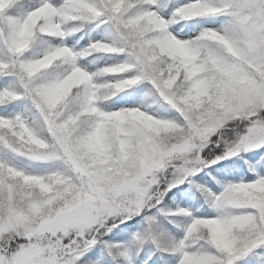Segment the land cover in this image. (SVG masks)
<instances>
[{
  "label": "snow or ice",
  "instance_id": "obj_1",
  "mask_svg": "<svg viewBox=\"0 0 264 264\" xmlns=\"http://www.w3.org/2000/svg\"><path fill=\"white\" fill-rule=\"evenodd\" d=\"M90 24L104 35L93 38ZM87 57L96 59L82 64ZM139 85V103L101 107ZM259 149L264 0H0V264H82L136 216L147 226L137 243L152 240L178 264H238L264 248V175L212 176L219 192L191 178ZM15 158L46 167L29 171ZM185 182L217 215L163 213L190 223L161 247L149 213ZM107 246L110 254L121 247ZM120 257L133 264L129 252Z\"/></svg>",
  "mask_w": 264,
  "mask_h": 264
},
{
  "label": "rangeland",
  "instance_id": "obj_2",
  "mask_svg": "<svg viewBox=\"0 0 264 264\" xmlns=\"http://www.w3.org/2000/svg\"><path fill=\"white\" fill-rule=\"evenodd\" d=\"M223 17L218 18L219 21H223ZM219 26V23L216 25ZM69 30L73 27L72 25H69ZM104 27L101 26L97 28L95 24H90L89 28H94L95 31L91 33L93 38H100L104 35ZM185 32H188V29H185ZM83 33H77L75 37L69 36L68 37V43L72 44L75 42L76 39H79L80 36H82ZM196 35L195 32L189 33L187 36L182 37L187 39L190 36ZM88 37L84 36L82 40H80L81 46H87ZM95 57H87L85 60H82L81 63L84 65H88L90 61L95 60ZM125 57L123 55L115 57V58H109V57H103L101 59L96 60L94 64H91L90 70L95 71L97 68H102L105 66V64H111L116 63L118 61L124 60ZM105 79H114V77H106ZM145 88V85H139L136 88L128 89L124 92L119 93L117 96L113 97L112 99L105 101L101 104V107L106 110H115L119 107H127L132 106L126 101L130 99H135L137 103H139L140 98L142 96V89ZM161 114L166 115H174V113H163L161 110ZM243 127V126H241ZM234 132L231 130V128L226 130V137L231 139L234 138ZM213 139H217L216 137H213ZM223 150V146L221 149H217V154H220V152ZM207 149L205 150V155L207 153ZM261 153H264V149H259ZM251 151L241 152L240 154L229 157L228 159H223L218 161L216 164L211 165L210 167L206 168L203 172H200L195 177H192L191 179L195 181V184H205L209 189H211L212 192H219L221 190V185L219 184L217 188H212L211 183L214 182L212 180V176H216V173L214 169H212V166L219 165V164H225L228 165V167H231V164L237 162H243V159L247 156V154ZM13 163H16L20 166L27 167L29 171H40L45 165L41 164H34L28 161L23 160V158H15L13 159ZM230 164V166H229ZM224 165V166H225ZM245 166L244 164H242ZM246 168V166H245ZM249 169L247 174L239 175V176H229L226 179H223L224 182H239L240 180H251L255 177V172L251 169H255L256 172H259L260 174L264 175V169L260 166L259 163L253 162L251 165L247 167ZM211 173V175H209ZM218 178V176H216ZM223 178V177H222ZM225 178V177H224ZM195 184L192 182H185L184 184L179 185L184 186V188H174L170 193H168L164 198L163 201L156 207L151 209V212L149 215H156L157 219L159 221L158 225L154 229L159 241L161 242V247H166L167 242L171 239H182L185 235V228L188 223H190V220L186 217H166L163 215V213L170 212L176 209L185 208L192 211L193 216L200 217V216H215L217 215V212L215 209H213L208 203H204L201 201L200 204H203L200 208H195L193 204L190 203V201H185V191L189 189L190 192H193L196 194L199 190L195 187ZM202 197L198 196V199ZM175 220L176 223H171L170 221ZM179 225V226H177ZM122 225H120L121 227ZM113 229L112 232L108 233L106 237L102 239V241L98 244H96L94 247L89 249L85 255L82 257V264H117V260L114 259V254L118 253L120 251H127L132 255L133 264H147L149 261V264H164V261L166 260L168 264H178L179 256L174 255L170 252L161 251L157 248V245L153 243L152 240H147L143 245H139L135 239V236L137 233L142 232L147 226L144 222V216H136L133 217L132 220L127 222V227L129 230L126 232V236L122 238V236H118V231L120 229ZM126 227V226H124ZM111 245H120V248H115L112 250L113 254L109 253V248L107 244ZM203 242H201L202 244ZM144 246H147L148 250H152L155 254H157L158 257L154 256L149 258V254H145V256H140L142 252H144L143 248ZM200 245L198 244L197 247ZM147 251V250H146ZM151 260V261H150ZM153 260V261H152ZM119 264H126L125 260L120 257L119 258Z\"/></svg>",
  "mask_w": 264,
  "mask_h": 264
},
{
  "label": "trees",
  "instance_id": "obj_3",
  "mask_svg": "<svg viewBox=\"0 0 264 264\" xmlns=\"http://www.w3.org/2000/svg\"><path fill=\"white\" fill-rule=\"evenodd\" d=\"M12 107V106H10ZM261 155H264V153H261L258 150H254L251 151L247 154V156L243 159V162H237V163H233L231 164V167H228V165L225 164H219V165H215L212 166V169H214L216 176H218L217 179L223 180L228 178L229 176H239V175H243V174H247L249 169L247 168L249 165H251V163H253L254 161L259 163L260 166L264 169V161H261L260 157ZM242 164H244L246 166H243ZM225 165V166H224ZM230 166V164H229ZM223 177V178H222ZM225 177V178H224ZM219 184L216 183V181H214L213 183H211V187L212 188H217ZM178 188H184V186H180ZM185 201H190L191 204H193L195 206V208H200L203 206V204H200L201 201L206 203L205 197L203 196L202 193H200L199 191L195 193L190 192L189 189H187L185 192ZM198 196L202 197L200 199H198ZM125 225H122L118 231V236H122V238H124V236H126V232L129 230V228ZM147 246H144L143 250L144 252L141 253L140 256H145V254H149V258L154 256L158 257L157 254H155L152 250H148ZM147 250V251H146ZM151 261V260H150ZM153 261V260H152ZM149 264V261L148 263ZM238 264H264V248L258 249L256 250L255 253L250 254L248 256H246L245 258L241 259Z\"/></svg>",
  "mask_w": 264,
  "mask_h": 264
},
{
  "label": "clouds",
  "instance_id": "obj_4",
  "mask_svg": "<svg viewBox=\"0 0 264 264\" xmlns=\"http://www.w3.org/2000/svg\"><path fill=\"white\" fill-rule=\"evenodd\" d=\"M223 242H224V243H227V240H226V239H223Z\"/></svg>",
  "mask_w": 264,
  "mask_h": 264
}]
</instances>
